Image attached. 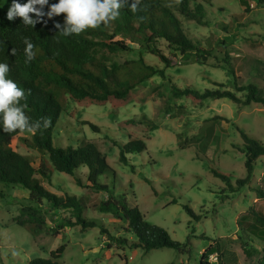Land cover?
Wrapping results in <instances>:
<instances>
[{
	"label": "rangeland",
	"instance_id": "374dc122",
	"mask_svg": "<svg viewBox=\"0 0 264 264\" xmlns=\"http://www.w3.org/2000/svg\"><path fill=\"white\" fill-rule=\"evenodd\" d=\"M245 1L248 10L239 0L204 3V25L182 19L187 35L211 50L212 55L203 63L195 62L194 57L187 61L180 59L177 65L168 68L177 85L204 90L219 87L217 82L223 85L221 88L235 91V84H254L264 91V2ZM9 7L8 0L0 4V10ZM145 56L160 63L150 54ZM108 58L110 62L121 63L137 59L138 52H117L108 54ZM230 70L237 79L229 74ZM168 94L167 83L155 75L139 84L127 103L114 100L87 105L68 99L54 127L52 143L59 147L75 146L82 136L96 142L116 174L101 175L99 181L115 194H124L146 221L164 228L184 248L163 247L148 252L128 246L107 248L109 240L100 233V225L114 235L127 238L133 235L120 228L123 221L96 209L105 194L78 186L70 175L53 171L52 183L45 184L46 187L57 194L85 195L83 215L96 220L97 225L84 230L80 225L66 226L53 233L51 228L68 217V212L51 208L45 227L32 233L14 221L19 207L27 202L28 190L0 183V264H29L36 258L48 259L50 251L60 244H65V249L56 264H200L201 253L212 241L219 245L226 264L248 263L241 241L259 248L263 245L247 233L252 221L247 212L251 206L264 212V200L258 199L254 191L264 190V155L256 160L250 182L234 193L224 189L225 184L212 174L211 168L229 174L233 184L246 175L239 129L264 143V106L258 103L241 106L226 98L206 100L199 105L181 98L170 105L186 109L183 114L174 115L161 106L162 97ZM142 113L159 128L149 131L143 125L129 122L132 118L137 121ZM29 134H19L12 146L38 161L40 153L22 142ZM178 134L181 142H186V148L178 147ZM129 136L142 138L146 149L128 154V163L124 164L118 159V146ZM86 172V167L77 171L83 181ZM184 205L191 207L198 220L186 212ZM208 261L217 264L216 253Z\"/></svg>",
	"mask_w": 264,
	"mask_h": 264
},
{
	"label": "trees",
	"instance_id": "16d2710c",
	"mask_svg": "<svg viewBox=\"0 0 264 264\" xmlns=\"http://www.w3.org/2000/svg\"><path fill=\"white\" fill-rule=\"evenodd\" d=\"M4 0H0V4ZM248 10L245 0H239ZM264 2V0H259ZM25 3L27 0H17ZM57 0H49V4ZM134 0H127L120 9L117 20L107 26L96 29H86L79 35L63 36L55 27L64 22L63 13L49 19L41 18L34 27L26 26L22 18L8 20V10H0V62L9 65L8 79L13 80L25 92L21 101L30 123L40 121L41 127L34 134L22 138L28 148L40 153L38 161L28 154H21L12 146L13 139L28 131L13 133L0 132V183L17 185L28 190L27 202L19 207L14 221L17 225L27 228L32 233L40 232L47 224L48 211L65 210L68 217L53 228L51 232L58 233L64 227L80 225L81 229L94 227L96 220L86 218L83 210L87 197H77L75 194H57L49 190L45 184L51 185L53 171L66 173L73 177L78 186L88 188L93 192H103L105 198L100 200L96 209L100 213H108L123 221L120 228L133 235L127 238L122 234H111L104 225H100V233L109 240L107 248L128 246L141 248L145 252L158 248L183 249L185 245L173 240L166 230L145 220L144 215L136 205H130L124 194H115L107 184L101 183L99 177L108 173L115 176L100 151L96 142L85 137L77 138V144L66 147L54 146L53 130L59 121L64 104L69 99L76 103L104 104L110 101L127 103L132 91L141 83L153 76H158L167 83L169 94L163 96L162 108L174 115L183 114L186 106H171L173 100L187 98L193 103L202 105L206 100L226 98L246 106L258 103L264 106V91L254 84H235V91L219 87L199 90L193 85L180 87L167 69L178 64L180 59L203 63L210 57L211 50L203 47L198 41L190 38L184 30L182 19L205 24L204 3L210 0H140L137 11H131ZM11 6L12 0H8ZM47 5L44 11H47ZM31 15V14H30ZM25 39L34 45L35 58L26 62ZM138 52V58L124 60L121 63L110 62L108 54L117 52ZM145 54L156 57L160 63H153ZM229 74L237 79L234 71ZM162 94V93H161ZM50 120L48 127H43V118ZM131 124L138 123L149 131L159 126L146 114L142 113L137 121L130 119ZM97 130V126L90 124ZM238 128V127H237ZM239 129V128H238ZM243 139L244 167L246 175L237 178L232 183L229 174L218 168H211L212 174L220 179L230 193L246 186L253 177L256 160L264 155V143L240 130ZM179 148H186V142H181L177 135ZM116 144V142H114ZM119 147V161L128 163L127 155L142 152L146 143L142 138L129 136V139ZM86 167V179L83 181L77 171ZM256 197L264 200V190L254 189ZM0 195L1 192H0ZM225 198L228 196L225 195ZM47 208V209H46ZM186 212L198 220L190 206L184 205ZM252 221L247 227V233L258 238L262 247L250 246L241 241L247 264H264V212L248 209ZM65 244H60L49 253L48 259L36 258L29 264H56L60 259ZM216 253L217 264H226L223 253L217 242L212 241L201 253L200 264H210V255Z\"/></svg>",
	"mask_w": 264,
	"mask_h": 264
},
{
	"label": "clouds",
	"instance_id": "9594fccd",
	"mask_svg": "<svg viewBox=\"0 0 264 264\" xmlns=\"http://www.w3.org/2000/svg\"><path fill=\"white\" fill-rule=\"evenodd\" d=\"M126 2L127 0H57L56 3L49 4V0H27L21 4L17 0H12L6 16L8 20L20 17L24 25L33 28L44 16L51 19L63 13L65 14L63 25L57 23L55 27L67 37L79 35L89 28L107 26L119 18L120 9ZM139 3L140 0H134L130 6L132 12L137 11ZM46 5L48 7L45 12ZM24 43L26 62H30L35 58L34 45L27 39ZM9 70L7 63L0 62V132L13 133L19 130L34 134L40 129L41 123L40 121L30 123L21 105L25 92L13 80L7 78ZM49 124L50 120L47 117L43 118V127L46 128Z\"/></svg>",
	"mask_w": 264,
	"mask_h": 264
}]
</instances>
